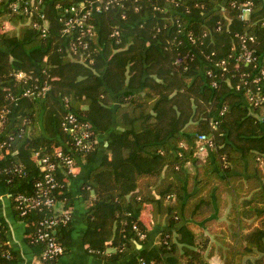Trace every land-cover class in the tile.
Masks as SVG:
<instances>
[{
	"label": "trees",
	"instance_id": "1",
	"mask_svg": "<svg viewBox=\"0 0 264 264\" xmlns=\"http://www.w3.org/2000/svg\"><path fill=\"white\" fill-rule=\"evenodd\" d=\"M34 1L24 13L0 0V109L10 110L0 141L14 137L11 154L0 150L4 189L34 192L39 160L49 157L55 200L72 216L76 175L58 153L76 167L98 160L82 187L83 240L93 254L124 264H213L215 255L222 264H264V0H122L89 21L96 33L84 38L86 51L62 34L55 0ZM28 84L50 89L34 99L23 94ZM70 110L92 125L87 154L62 127ZM200 135L212 141L204 155ZM15 211L41 258L44 245L30 234L58 209ZM72 220L55 229L62 255L72 247ZM154 223L163 229L148 247ZM0 227V264H14Z\"/></svg>",
	"mask_w": 264,
	"mask_h": 264
},
{
	"label": "built area",
	"instance_id": "2",
	"mask_svg": "<svg viewBox=\"0 0 264 264\" xmlns=\"http://www.w3.org/2000/svg\"><path fill=\"white\" fill-rule=\"evenodd\" d=\"M54 10L58 13V21L63 24L62 34L65 37L71 35L73 45L82 46L83 49L88 48V41L84 38L94 36L96 27L93 26L89 21L95 18L105 11L110 9H121L124 6L122 0H55ZM9 7L14 11H20L22 6H24V13L31 11V7L34 5V0H10ZM242 10V18L246 19L249 17L251 11V2L244 3L239 6ZM248 15V16H247ZM42 20V33L44 36L48 35L49 20L44 14L40 15ZM119 23H116V28L113 32V36H118L120 31L118 29ZM78 52V50H75ZM90 55V50H87ZM244 59L246 62H252L255 57H253L251 52L244 53ZM17 77L23 79L26 82L30 81L31 77L24 73H18ZM50 86L44 84L42 87L36 85L31 86L28 84L23 90V94L26 96L33 97L34 99H41L49 91ZM10 110L2 108L0 109V133L5 132V125L9 118ZM63 129L72 135V141L79 153L87 154L93 149L94 140L92 133V125L88 121H83L79 119L71 110L66 114L63 122ZM8 133H4V137ZM13 136L8 137L7 140L0 141V150L6 149L5 154L9 155L11 142ZM199 151H206L209 146L212 145V141L206 135L199 136ZM39 155L38 153L36 154ZM60 158H63L65 167L68 173L75 174L76 161L72 156H64L62 151L58 153ZM42 163V177L35 182L34 192L19 193L12 197L15 209H17L21 216H26L28 213L35 210L43 211L45 209H58L59 212H55L53 215L44 217L36 223V230L30 234L32 243H41L44 245L41 259L42 260H52L60 257L63 253V246L58 241L55 229L59 223H67L71 220V214L69 211L64 209L63 202L60 205L55 200L54 191L59 187V183L55 178V168L56 163L50 161L49 157H44L39 160ZM14 172L20 173V175H26V172L21 168L17 167ZM59 205V206H58ZM3 235V229L0 227V242ZM3 255L10 259L12 254L9 250L5 251Z\"/></svg>",
	"mask_w": 264,
	"mask_h": 264
},
{
	"label": "crops",
	"instance_id": "3",
	"mask_svg": "<svg viewBox=\"0 0 264 264\" xmlns=\"http://www.w3.org/2000/svg\"><path fill=\"white\" fill-rule=\"evenodd\" d=\"M99 16H97L96 18H98ZM5 132L2 131L0 135L4 134ZM98 163L99 161L96 160L92 163H83L79 165L75 169L76 178L68 182L69 191L72 193L74 200L72 209V221L74 223V230L72 233V247L70 251L61 255L55 262L51 264H124L126 262L124 260L113 262L98 257L88 250V247L83 240L86 230L84 218L86 215L87 203L83 198L82 187L83 184L87 181L90 171ZM149 210L150 207L148 206L144 213L150 215ZM0 223L5 227L6 237L16 255V261L14 264H49L44 262L38 255L36 249L28 243L26 239L27 225L17 216L13 200L10 197V194L1 185V183ZM197 224L204 230L205 233H207V228L205 227L203 222H198ZM153 226V230L151 231V239L149 241V244L147 245L148 247L155 245L156 241L154 237L156 233L163 229L162 226L156 225L155 223ZM138 244L139 243H137V248H142V245L140 244L141 247L139 248ZM114 251V248L109 247L107 248L106 253L110 254ZM211 261L213 264H215L216 262H218L217 264H222V260L218 255L213 256L211 258Z\"/></svg>",
	"mask_w": 264,
	"mask_h": 264
},
{
	"label": "rangeland",
	"instance_id": "4",
	"mask_svg": "<svg viewBox=\"0 0 264 264\" xmlns=\"http://www.w3.org/2000/svg\"><path fill=\"white\" fill-rule=\"evenodd\" d=\"M205 151H202L201 154L204 155ZM218 262H216L215 264H217Z\"/></svg>",
	"mask_w": 264,
	"mask_h": 264
},
{
	"label": "water",
	"instance_id": "5",
	"mask_svg": "<svg viewBox=\"0 0 264 264\" xmlns=\"http://www.w3.org/2000/svg\"><path fill=\"white\" fill-rule=\"evenodd\" d=\"M106 145H108V143H106ZM138 247L140 248V247H141V245H140V244H138Z\"/></svg>",
	"mask_w": 264,
	"mask_h": 264
}]
</instances>
